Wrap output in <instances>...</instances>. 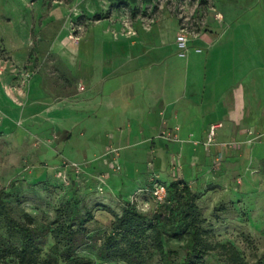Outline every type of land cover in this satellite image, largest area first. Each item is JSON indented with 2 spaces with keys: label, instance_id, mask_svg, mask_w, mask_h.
I'll use <instances>...</instances> for the list:
<instances>
[{
  "label": "crops",
  "instance_id": "crops-1",
  "mask_svg": "<svg viewBox=\"0 0 264 264\" xmlns=\"http://www.w3.org/2000/svg\"><path fill=\"white\" fill-rule=\"evenodd\" d=\"M101 1L119 6L118 15L109 16L115 17L113 42L106 39L103 47L87 50L85 59L80 39L71 40L73 32L64 40L56 35V43L62 40L56 52L68 56L71 69L63 68L66 75L58 77L54 87L45 78L34 89L33 73L24 85L23 80L7 76L4 80L18 82L8 94L0 81L2 95L17 107L23 101V116L40 118L44 133H53L56 142L90 167L80 175L97 177L98 160L110 165L111 148L123 151L139 175L138 165L150 149L155 152L150 173L130 198L145 202L152 194L151 172L166 184L182 180L192 185L182 171L174 172L170 182L160 176L165 164L161 151L167 142L184 151L194 149L197 161L222 155L219 180L250 156L257 138L264 151V0H212L210 6L200 0L207 10L197 22L205 25L190 27L186 48L178 42L182 24L170 4L160 3L159 15L158 0ZM122 6L131 7L132 16H123ZM146 10L151 14H144ZM46 50L52 53L55 47ZM215 123L221 127L216 142L208 147L205 142ZM175 127L178 139L159 137ZM75 136L78 143L73 144ZM223 142L235 144L229 149L221 146Z\"/></svg>",
  "mask_w": 264,
  "mask_h": 264
},
{
  "label": "rangeland",
  "instance_id": "rangeland-1",
  "mask_svg": "<svg viewBox=\"0 0 264 264\" xmlns=\"http://www.w3.org/2000/svg\"><path fill=\"white\" fill-rule=\"evenodd\" d=\"M100 1L0 0V66L6 69L2 84L7 93L18 82L16 79L12 82L4 80L5 77L13 79L15 76L21 81L27 71L35 76L34 89L38 90L45 78L54 87L57 78L66 75L63 68L71 69L68 56L61 57L56 52V48H59L61 41L70 32H73L71 40L77 42L80 39L85 59L88 57L85 54L87 50L103 47L106 39L113 42L115 17L109 16L112 13L117 16L119 6ZM158 1L156 14L160 15V3L164 2L174 8L172 11L178 15L182 25L190 26L191 29L205 25L197 22L207 10L200 0ZM206 1L204 3L212 5V0ZM146 12L151 14L150 10L143 13ZM120 13L127 17L132 16L133 11L131 7L122 6ZM149 19L145 21L147 24L150 23ZM128 24L131 25L130 22ZM56 35L58 40L62 39L60 43H56ZM154 41L153 38L152 42ZM108 45L116 46L114 43ZM53 47L55 50L52 53L46 50ZM96 56L98 58L100 54ZM40 91L36 92L41 94ZM49 95L52 96L50 93ZM20 103L18 108L0 93V191L5 189L9 206L21 219L25 212H30L38 218L49 217L54 220L60 208H72L75 199L81 197L80 206H87L82 211L86 213L87 209H93L95 213V219L89 223L93 233L101 234L103 230L109 229L114 211L122 212L125 199L130 200L140 182L145 180V174L150 173L149 162L154 160L155 152L152 153L149 149L147 158L139 163L140 177L135 172L136 167L125 161L123 151H120V171H115L111 164L106 165L102 159L98 160L101 166L95 172L108 174L107 184L102 192L98 189L97 177L87 178L64 165L65 162H76L83 166L85 172L86 168L90 169L83 165L81 158L71 154L69 147L56 142L53 133L43 132L40 118L32 120L27 114L23 116L25 105L23 101ZM254 136L257 137L255 131ZM77 138L75 136L73 144L78 143ZM256 140L252 145L255 150L240 166L231 167L232 171L225 180H219L216 174L224 166L223 157L219 165L216 164L217 157L212 161H197L193 157L194 149L184 151L169 142V146H165L166 150L161 151L165 164L159 171L166 182L174 179V172L182 171L181 174L192 183L194 191L200 193L198 203L207 219L205 226L210 231L211 240L214 243L236 245L250 262L264 259V151ZM195 162L198 165H194ZM67 168L68 175L72 172L71 177L75 180L73 187L58 176L60 169ZM134 201L140 210L149 214L154 213L159 205L152 194L145 202ZM0 234H9L2 217ZM84 253L88 254L87 251ZM202 264L230 263L227 254L222 248H218Z\"/></svg>",
  "mask_w": 264,
  "mask_h": 264
},
{
  "label": "trees",
  "instance_id": "trees-1",
  "mask_svg": "<svg viewBox=\"0 0 264 264\" xmlns=\"http://www.w3.org/2000/svg\"><path fill=\"white\" fill-rule=\"evenodd\" d=\"M67 185L73 187L75 180L71 177ZM167 186V200L154 213L125 199L122 212L114 211L101 234L89 227L95 213L82 211L87 206H80L81 197L72 208H60L54 220L30 212L21 219L1 190L0 217L9 234H0V264H202L218 248L230 264H264V259L246 260L232 243L211 240L200 193L192 185L176 180Z\"/></svg>",
  "mask_w": 264,
  "mask_h": 264
},
{
  "label": "built area",
  "instance_id": "built-area-1",
  "mask_svg": "<svg viewBox=\"0 0 264 264\" xmlns=\"http://www.w3.org/2000/svg\"><path fill=\"white\" fill-rule=\"evenodd\" d=\"M189 35H190V26L188 27V26L182 25L181 33L178 36V42L182 48H186L187 42L189 41ZM5 71H6V69H4V67L0 66V80L3 79V75H4ZM31 76H32V72L27 71L24 74L22 84L24 85L26 83L27 79H29ZM82 89H84V86H82ZM219 127H221L220 123H215V124L211 125L207 141L205 142V144L208 147L212 146L216 142L217 130ZM177 131H178V127H175L174 129L164 130L163 132L160 133V137L167 138V139H174V140L178 139V135L176 133ZM250 133L253 134L254 132L252 130H250ZM234 144H235L234 142H223V143H221V146L231 147V146H234ZM110 153L112 155V160L110 161V164L113 166L114 169L121 170L122 165H121L120 160H119V158H120L119 149L111 148ZM222 157H223L222 155H219L216 158V164L217 165L222 163ZM64 165L66 167L71 168V170L75 171V173H77V174H82L84 172L83 166L79 163L65 162ZM69 168L64 169V170L60 169L58 171L59 172L58 176H61L62 177L61 179H63L66 184H70V182H71V177H70V175H68ZM151 175H152V178L154 180V184L152 187V194H153L154 198L156 199V201L158 202V204H162L167 200L168 186L165 182H163L159 179V176L157 175V173L151 172ZM107 178H108L107 173H101L97 176V179L99 180L98 189L102 192L105 190V185L107 184Z\"/></svg>",
  "mask_w": 264,
  "mask_h": 264
}]
</instances>
